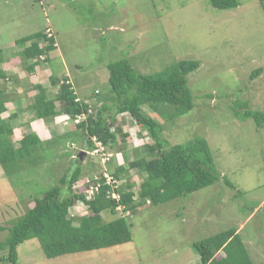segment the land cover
<instances>
[{
  "label": "rangeland",
  "instance_id": "obj_1",
  "mask_svg": "<svg viewBox=\"0 0 264 264\" xmlns=\"http://www.w3.org/2000/svg\"><path fill=\"white\" fill-rule=\"evenodd\" d=\"M238 1V8L219 10L211 0H0L1 68L9 77L1 87L7 100H16L11 102V111L21 109L18 95H26L25 105L37 96L28 78L17 81L14 72L29 77L25 67L36 60L24 61L20 56L24 48L16 41L39 31L57 43L48 60L45 56L40 60L49 72V80L41 84L48 97L59 89L51 77L62 81L69 77L78 98L90 105L93 114L103 104L111 106L109 63L127 58L138 73L153 74L181 60H197L200 68L188 77L195 97L193 111L166 121L144 109L163 126L170 146L196 136L205 138L218 172L235 187L220 182L187 198L147 204L136 213L117 211L118 217L127 219L132 241L109 249L48 259L37 239L27 240L18 247L19 264H200L192 242L232 228L237 229L254 263L264 264V127L258 130L252 119L239 121L229 109L236 100L264 109V9L259 0ZM258 69L259 75L251 79ZM26 109L29 113V106ZM28 118L11 121L18 131L11 138L15 145L32 132L25 123ZM125 121L134 127L126 128L131 135L127 146L115 143L106 149L111 157L105 163L101 154L76 156L85 140L78 129L57 140L44 138L40 130L45 148L40 152L43 157H34L38 164H22L18 176H9L0 167V226H12L34 206V198L56 184L67 169L70 172L73 154L76 163L81 159L80 181L98 177L99 182L92 183L100 185L101 173L112 177L118 167H128L126 160L139 158L138 149L151 140L131 117ZM73 140L77 145L71 146ZM129 176L137 199L143 177L133 170ZM125 179L128 176L117 181L115 188L124 187ZM84 215L89 211L80 202L70 210L71 217ZM104 219L113 216L107 212ZM7 235V231L0 232V241ZM4 254L1 250L0 259Z\"/></svg>",
  "mask_w": 264,
  "mask_h": 264
},
{
  "label": "trees",
  "instance_id": "obj_2",
  "mask_svg": "<svg viewBox=\"0 0 264 264\" xmlns=\"http://www.w3.org/2000/svg\"><path fill=\"white\" fill-rule=\"evenodd\" d=\"M259 1L264 9V0ZM211 4L219 10L235 9L240 5L238 0H211ZM16 43L24 48L20 52L24 61L36 60L25 67L29 74L43 56L48 60L49 53L57 47L55 38L48 37L42 31L21 38ZM28 43L31 44L27 46ZM2 53L0 50V167L7 175L18 176L22 164H38L34 157H43L40 152L45 144L35 132L26 133L18 145L11 139L14 135L11 121L16 114L3 117L7 112L8 100L1 86L8 76L1 68L4 63ZM199 68L200 62L197 60H181L159 72L142 74L127 58L111 62L107 65L111 88L108 101L111 106L103 104L94 114L90 105L78 98L67 78L62 81L51 77L53 85L59 84L54 98L48 97L44 87L33 86L37 91L30 106L33 118L50 121L59 114H65L72 120L85 116L77 123V129L84 134L88 150L97 148L93 138L104 150L112 148L115 143L127 146L131 136L130 131H126L127 127L131 128L130 121H125L128 117L147 133L151 143L144 142L143 147L138 149L141 152L139 158L131 162L126 160L128 167L120 166L112 173L116 181L128 176L124 187L116 189L115 185H108L101 173L99 191L90 201L81 188L74 189L82 178V166L78 165L79 160L76 163L71 156L70 162L75 167L70 172L67 169L56 184L34 198V206L12 226H0V232H8L6 239L0 241V251H6L0 259L2 264H19L18 247L30 239H37L48 259L124 245L132 241L131 228L125 217L117 216V211L136 213L147 204L158 206L187 198L220 182H224L228 188H235L218 172L205 138L196 136L186 143L170 146L164 138L163 126L144 109L147 107L166 121H173L193 111L195 97L188 77ZM259 72L260 69L255 71L251 79L257 77ZM229 109L239 121L252 119L258 130L264 127V109L250 107L248 100H236L229 105ZM142 138L140 140L144 141ZM130 170L143 177L137 199ZM109 191L117 193L119 198H112ZM78 202L87 206L89 215L70 216V210ZM107 212L113 216L112 220L104 219ZM191 248L200 257V264H255L236 228L194 241ZM220 253L223 256L219 257Z\"/></svg>",
  "mask_w": 264,
  "mask_h": 264
},
{
  "label": "crops",
  "instance_id": "obj_3",
  "mask_svg": "<svg viewBox=\"0 0 264 264\" xmlns=\"http://www.w3.org/2000/svg\"><path fill=\"white\" fill-rule=\"evenodd\" d=\"M45 61H47V60H45ZM40 64H42V63L39 62V65L35 68V70L31 74H29V77H27L28 76V73H24V72L18 73L17 71H15L14 73L18 75V76L17 75H14V76H16L15 77V80L19 81V80H25V79L28 78L29 83H30V85H32V87L35 86V85H37L36 83L40 84V86H41V84L42 85L43 84H46L47 80H49L48 79L49 72H48V70H47L46 67H41ZM41 71L43 72V75H45V78H42L43 75L42 76H40V75L38 76V74ZM34 77L37 78V79H34ZM8 79H9V77H8ZM67 79H68V82L70 83L69 77ZM44 88H46V87H44ZM17 92L19 94L23 93L22 90H19ZM56 94L57 93H55V95H53L52 98H54L56 96ZM18 96H19L18 99H20V102L19 103L21 104V109H18V111H16V110L11 111L10 110V108L12 107L11 105L14 102H16V100H12V98H11L10 100H8V102L6 104V107H7V112L6 113H9L8 114V117H9L10 114H16V116H14L15 117L14 121H16V120L20 121L22 119L24 120L25 117L28 118L26 114H30L28 120L25 123L28 124V127L29 128L32 127L29 131L35 132L39 137L41 136L40 137V139L42 138L41 140H43V137L44 138L50 137V139H52V140L61 139V138H63L61 136V134H64V135L72 134L77 129V122L76 121H73L72 119H70V117H68L65 114H59L58 116H56L54 119L50 120L47 123L44 120H37L36 118H33L34 115H33V113L31 111L29 113H27L26 106H29V110H30L31 104L30 105H28V104L25 105L27 103L26 95H24V96L23 95H18ZM29 96L31 97V95H29ZM32 96H33V94H32ZM11 102H13V103H11ZM58 106H57V108H58ZM4 118H6V117H4ZM36 129H38V131H36ZM40 130H42L44 132V134H45V135H43V137L41 135ZM16 132H18V131L13 128V133L17 137ZM20 138L22 139L23 136H21ZM20 140H18V143H19ZM82 142H84V145L82 144L81 145L82 148L78 150L79 153H78V155H76L77 157L80 154H81V157H82L83 152H85V154L89 153L88 152L89 150L87 148L88 144L86 143L85 140H82ZM68 143H69V140H68L67 144ZM77 143H78L77 141L73 140V141H71V146L77 145ZM72 156L74 158L76 157V156H74V154ZM81 159H79V160H81Z\"/></svg>",
  "mask_w": 264,
  "mask_h": 264
},
{
  "label": "built area",
  "instance_id": "obj_4",
  "mask_svg": "<svg viewBox=\"0 0 264 264\" xmlns=\"http://www.w3.org/2000/svg\"><path fill=\"white\" fill-rule=\"evenodd\" d=\"M49 37L51 36L49 35ZM93 154L94 155L101 154V156L103 157V163H105L109 159L108 155L105 153V150L101 144H98V147L94 150ZM104 177L108 185H111V186L116 185L117 181L116 180L114 181L113 177H110L108 173H105ZM94 180L98 181L99 178L97 177ZM78 188L79 189L81 188L83 190V194L86 196V199L90 201L94 199V195L99 191L100 184L99 183L93 184L92 180L87 179L85 181H80L79 184L77 183L74 186V189H78ZM108 194H110V196L114 199L119 198L117 193H115L114 191H109Z\"/></svg>",
  "mask_w": 264,
  "mask_h": 264
},
{
  "label": "clouds",
  "instance_id": "obj_5",
  "mask_svg": "<svg viewBox=\"0 0 264 264\" xmlns=\"http://www.w3.org/2000/svg\"><path fill=\"white\" fill-rule=\"evenodd\" d=\"M41 59H42V58H41ZM84 119H85V116H80V117H77V119H75L74 121H76L77 123H79L81 120H84ZM93 141H94V143H96V145H97V147H98V144H97L98 142L96 141V138H93ZM95 149H96V148H95ZM95 149H94V150H95ZM94 150H92V151L89 150V151H90L89 154H90V155H94V154H93ZM79 157H80V156H79ZM109 157H111V156H109Z\"/></svg>",
  "mask_w": 264,
  "mask_h": 264
},
{
  "label": "water",
  "instance_id": "obj_6",
  "mask_svg": "<svg viewBox=\"0 0 264 264\" xmlns=\"http://www.w3.org/2000/svg\"><path fill=\"white\" fill-rule=\"evenodd\" d=\"M83 154H85V152H83ZM80 158H81V155H80Z\"/></svg>",
  "mask_w": 264,
  "mask_h": 264
}]
</instances>
